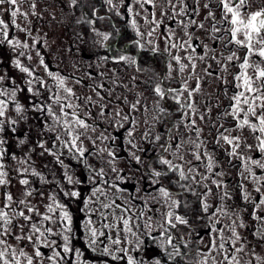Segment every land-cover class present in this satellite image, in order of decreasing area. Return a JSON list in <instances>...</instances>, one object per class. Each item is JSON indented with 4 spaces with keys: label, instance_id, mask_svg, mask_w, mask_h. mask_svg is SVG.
I'll use <instances>...</instances> for the list:
<instances>
[{
    "label": "snow or ice",
    "instance_id": "6c2138e0",
    "mask_svg": "<svg viewBox=\"0 0 264 264\" xmlns=\"http://www.w3.org/2000/svg\"><path fill=\"white\" fill-rule=\"evenodd\" d=\"M26 2L28 11H21ZM104 2L116 8L113 0ZM70 3L73 8L84 6L83 0H70ZM125 7L130 15L146 13L143 19L149 26L147 36H158L164 44L161 50L158 43L148 40L151 47L147 51L167 54L166 78L174 80L173 71L183 77L182 81H175L180 85L177 88H164L158 83L153 91L160 99L171 95L183 110L182 118L187 120L184 127L195 138L187 141L176 138L172 143L170 136L167 147H161L166 152L174 147L176 152L172 155L189 167L185 171L182 165L160 155V169L149 164L143 172L137 167L129 175L118 168V136L110 129L115 132L123 129L129 150L141 151L132 139L137 121L131 118L140 101L131 104L130 112L125 113L119 103H113L114 88L109 87L106 78L101 79L105 76L103 72L86 71L81 78L53 71L42 51L46 41L34 36L30 26L21 27L17 23V17L28 21L30 14L39 18L36 0H0V12L10 15L8 22L0 18V46L6 45L15 54L10 63L20 74L19 80L9 77L7 70L0 74V264H69V261L71 264H108L109 260L113 264H169L185 255L179 244L188 247L182 236H174L178 225L196 231L198 243L204 245L203 249L192 250L197 257L195 264H264V256L256 254L255 246L242 232L248 227L243 214L228 203L233 197L223 179L220 162L213 155L215 149H220L227 157L228 166L237 168L240 181L236 188L240 189L244 211L252 209L248 217L253 225L248 234L257 245L264 244V0L259 3L257 0H203L202 5L201 0H128ZM201 9L206 12L202 20L199 19ZM116 15H120L119 11ZM77 23L92 25L95 21L82 17ZM131 26L137 36L144 35L135 18ZM92 30L103 41L109 40L110 33ZM15 31L31 38V43L28 39L22 41ZM197 31L204 33L205 38L197 35ZM133 42L145 49L139 40ZM101 59L106 61L108 57ZM115 59L136 63L134 57L123 53ZM209 79L219 88L214 106L220 110L215 121H212L211 101H205L201 109L197 99L203 95L202 85ZM116 83L112 81L113 85ZM83 88L89 91L81 95L79 89ZM222 99L227 101L223 107ZM122 103H127V99ZM10 110H14L16 118L9 115ZM159 111L164 113L166 109ZM29 113L40 121L41 133L50 136L52 141L50 146L47 140L36 143L39 155L53 157L62 170L63 183L57 181L55 190L47 193L29 179L37 178L41 184L53 183L37 170L31 155L17 156L8 147L7 133L15 134L19 123L28 120ZM198 121L207 123L215 132L212 150L202 139L204 129ZM245 130L254 143H249V137L243 135ZM154 139L159 141L161 137L157 135ZM24 144L25 139L17 137V146ZM185 144L190 146L188 161L179 154ZM89 156H95L99 165L90 163ZM131 156L137 165L142 164L135 152ZM9 160L16 161L18 166L9 169L6 164ZM66 160L80 164L85 178L77 176ZM12 172L24 186L22 198L14 197L9 190ZM85 181L91 185L88 197H83L79 188ZM130 181H135L134 191L122 186ZM145 182L147 187L138 186ZM249 183L255 197L248 191ZM188 194L196 198L199 207L191 222L175 211L189 207L186 199L176 198ZM35 196L40 197L43 211L32 202ZM210 196L215 198L213 203L208 202ZM63 200L83 202L81 211L85 213V220L81 237L76 236L73 214ZM149 201L155 203L149 207ZM159 207L167 211L159 213L162 221L154 222L153 216ZM93 217L97 218L95 222ZM201 227L208 237L207 243L203 241ZM174 238L177 243H173ZM76 239H83L85 247L99 259L89 261L85 252L75 247ZM149 239L159 247L160 253L145 254Z\"/></svg>",
    "mask_w": 264,
    "mask_h": 264
},
{
    "label": "rangeland",
    "instance_id": "374dc122",
    "mask_svg": "<svg viewBox=\"0 0 264 264\" xmlns=\"http://www.w3.org/2000/svg\"><path fill=\"white\" fill-rule=\"evenodd\" d=\"M36 3V11L39 14V18L30 14L28 17V21L31 22L30 25L28 21H25L22 17H17V23L20 24L21 27L30 26L33 30L34 36H39L42 40L46 41V47L43 48L42 51L45 54L46 62L53 71H59L65 75L74 74L81 78L86 71H92L96 74L103 72L105 76L101 77V79L106 78V82L109 87L114 88L113 103H119L120 107L124 109L125 113L130 112L131 104L135 103L137 100L140 101V104L137 106V110L131 112V118L137 121L136 125L133 126L134 136L132 139L134 143L137 144L138 148L142 150L138 151L137 149H131L130 151V146L127 144V133L123 129H121L119 132H115L114 130L110 129L113 134L118 136L116 141V144L118 145L116 148L118 154L116 166L123 169L124 172H127L129 175H131L133 172H136L137 167H139L140 171L143 172L147 164H150V157L161 153V155H163L165 158L172 160L174 164L182 165L186 171L189 165L184 161L179 160L178 156L172 155L173 152H176L174 147L170 148L167 152L161 147L162 145L167 147L168 143L170 142V136L173 138L171 141L172 143L176 142V138H179L181 141H187L190 137L193 139L195 137L184 127V124L187 123V120L182 118V110L178 111L177 107L172 108L173 111H178V113H176V119L173 126L171 127H169L171 120L166 119L169 118L167 110L164 113L159 111L160 108L166 109L162 100L153 91L156 84H160L161 74L155 68V64L159 60V57L157 60L154 58L152 59L149 56L151 60H144V52L146 56L151 53L147 51V48L151 47V45H148L147 43L148 40H152L153 43H158L161 50L163 49L164 44L158 36H147L149 26L145 24L143 19L146 13H141L140 16L128 14L125 7V5L128 3V0H113V4L116 5V8H112V6L105 3L104 0H99V7L101 4H104L106 11L110 10L113 12L114 16L118 17H114V20L112 17H109V15L104 13V16H107L108 19L110 18L109 23L115 25L117 21L122 22L120 26H123L124 29H127L132 35L131 38L133 39H130L129 45L128 43L127 45L130 47V50L135 49V54L129 51L128 46H124L123 48L119 47L123 51V54L135 58L136 63L131 64L123 61L117 62L115 58L118 57L122 52H112L113 48L117 46L114 45L116 41L118 43L121 38L123 39V37H118L120 34L114 35L111 30L103 29L100 26L92 27L88 32L85 33V30L84 28L82 29L81 24L77 23V20L81 19L82 16L73 15L70 0H36ZM4 7L7 8L9 6L5 5ZM134 8L136 11L139 10L136 6H134ZM28 9L29 4L26 2L22 5L21 11H28ZM117 11H119L120 15H116ZM0 18L5 19L6 22L10 21V15L7 12H0ZM133 18H135L137 21V27L139 31L144 33L142 37L137 36L136 30L131 26V21ZM93 28L102 33H110L109 40L103 41L101 37L95 34V32L92 30ZM157 31L159 32V30ZM12 34L13 33L10 32V35ZM14 34L22 41L24 39H28L29 43H31V38L26 37L24 33L15 31ZM135 40H139L141 43L145 44V49H140L133 42ZM93 41L96 43L94 44ZM115 50L117 49L115 48ZM105 56L108 57L106 61L101 59ZM12 58H15V54L12 53L6 45L0 46V74H4L5 70H7V75L9 77H16L17 80H19L20 74L10 63ZM153 60L156 61L155 64L153 63ZM23 62L26 64L29 63L26 60ZM35 62L36 61L34 57L32 63L35 64ZM160 62L161 61H158V65H160ZM89 64L92 65L91 69L88 68ZM167 75L168 71L166 73L165 79H167ZM172 76L174 77L175 81H182L183 79V77L178 72H176L175 75L172 73ZM210 80L211 79H209V81ZM112 81H116V85H113ZM175 81H173L172 84L176 86L175 88H177L180 85ZM209 81L202 85L203 95H198L197 99L200 101L201 109H203L205 101H211L213 104L212 121H215L216 114L220 110L214 106L216 103V93L219 88L215 82ZM189 83L193 84L194 82L190 81ZM87 91H89L87 88L79 89V94L83 95L84 92ZM116 97H119L120 100L117 101L115 99ZM21 98L23 99V97ZM124 98L127 99V103H122ZM170 100H173L172 96ZM226 104L227 101L222 99L221 106L223 107ZM9 115L12 118H16V113L14 110H10ZM33 115L34 114L29 113L28 120L21 121L19 123L17 132L15 134L7 133L6 138L8 139V147L10 152H15L17 156H23L26 153L30 154L32 160L35 162L37 170L42 171L49 179L53 181L51 185L41 184L37 178L29 177V179L33 181V185L35 187L40 188L47 193V191L50 189L55 190L57 181L63 183L61 175L62 170L58 165H56L53 157L47 154L44 156L39 155L40 149L36 148V143L41 140H47L48 145L50 146L52 141L50 136H45L41 133L40 121L33 119ZM198 124L204 129L202 139L206 140L208 149L212 150L214 148L212 140L215 137V132L210 129L207 123L198 121ZM225 126L227 127L228 125L226 124ZM125 127H129V125L126 124ZM145 133L148 134L147 138L144 137ZM157 135L161 137L159 141L154 139ZM243 135L245 137H249V143H254L248 130H245ZM17 137L25 139V144L18 147ZM33 148H36L34 152L31 151ZM131 152H135L136 155L141 157L142 164H136V161L131 156ZM179 154L184 155L185 161L190 160V146L185 144L184 147L180 149ZM213 155L220 162V170L224 172L223 179L228 185L229 191L233 197V199L228 203L240 210L244 216L245 223L248 226L245 230H242L243 234H245L249 242L255 246L256 254L264 256V244L257 245L256 241L253 240L251 235L248 234L251 231V226L253 225V222L248 217V213H250L252 209L248 208L247 212L244 211V206L240 198V189L236 188V184L240 181V178L237 175V168L234 166H228L227 157L220 149H215ZM251 155L256 156L257 154L251 153ZM65 162L72 165V169L77 176H80L81 179L85 178L84 170L80 164L76 163L75 161L68 160ZM89 162L99 165V161L95 156H89ZM233 163L236 164L238 162L234 161ZM6 164L9 169H14L18 166L16 161L9 160L6 161ZM200 171H203L202 167ZM11 175L13 179L9 190L13 193L14 197L22 198L24 186L19 184V180L16 178V174L14 172H12ZM136 175L139 177V173H136ZM134 183L135 181H130L126 185L122 186L127 187L129 191H134ZM138 186L147 187V184L145 182ZM79 188L83 197H88L90 195L91 185L89 182L85 181V183L81 184ZM196 190L199 191L200 189L197 188ZM174 191H179V189H174ZM248 191L252 193L253 197L256 196V193L253 191V186L250 183L248 184ZM176 198L181 199V197ZM207 199L209 203H213L215 198L214 196H210ZM32 202L37 204L41 208V211L44 210L42 204L40 203L39 196L32 198ZM62 202H65L69 205L74 217L76 236L81 237L83 235L82 221L85 220V213L81 211L83 208L82 200H63ZM154 203L155 202L153 201H149V207H151ZM162 203L163 201H161V204ZM164 211H167L165 207H159V212L153 216L154 222L162 221L159 213ZM175 211L177 214H180L178 213L177 209ZM188 216L190 217V215ZM93 220L95 222L97 218L93 217ZM174 232L176 237L182 236L188 245V254L186 252H181L182 254H186L182 258L187 262L186 264H195L197 257L192 254V250L197 247L203 249L204 246L202 243H198L199 237L197 236L196 231L186 228L185 226L178 225L177 230ZM200 232L203 236L204 243H207L208 237L205 234L203 227L200 228ZM112 234L115 235V233ZM73 243L75 247L81 248L85 252L86 258L89 259V261H96L99 259L85 247L83 239H76L73 241ZM173 243L176 242L173 241ZM148 245L149 247L145 253L146 255L154 256L161 252L159 247L150 239L148 241ZM178 246L181 251V245L179 244ZM178 261L179 257L176 261L169 262V264H176ZM69 264H71V261H69ZM108 264H113V262L109 260Z\"/></svg>",
    "mask_w": 264,
    "mask_h": 264
},
{
    "label": "trees",
    "instance_id": "16d2710c",
    "mask_svg": "<svg viewBox=\"0 0 264 264\" xmlns=\"http://www.w3.org/2000/svg\"><path fill=\"white\" fill-rule=\"evenodd\" d=\"M99 4H100L99 0H83L84 6H82L80 8H73L72 7V13L74 16L80 15L82 17H86L87 19H91V20L95 21V23L92 25L81 24V27H82V29L84 28L85 33L88 32L92 27L100 26L103 29L111 30L114 35L120 34V35H118V37H123V39L121 38L120 41L118 42L119 43V44H117L118 49L116 51L123 53V51L119 47L123 48L124 46H128L130 39H133V38H131L132 35L128 32L127 29H124L123 26H120L122 22L117 21L115 25H112L111 23H109L110 18L108 19V17L104 16L103 14L106 13L107 15H109V17H112L114 20H115L114 17H116V16L113 15L112 11H110V10L106 11L104 4H101L100 7H99ZM93 6H94V8H93ZM93 12H95V14H93ZM99 17H104V19L101 20V19H99ZM116 18H118V17H116ZM122 33L124 36L122 35ZM127 43H128V45H127ZM116 51H115V48H113L112 52L115 53ZM129 51L133 52V54H135V49L130 50V47H129ZM144 54H145V52H144ZM144 58H146L148 61L151 60L149 58V55L148 56L145 55ZM160 155H161V153H160ZM150 164H151V166L154 165V168H156V169L161 168V166L158 163V157L150 159ZM169 175H172V173H169ZM181 199H186L189 202V207L187 209H184L183 207H181V208L177 209V211H178V213H180L181 215H185V217L187 219L192 221V217L199 212V207L197 205L196 198L194 196H192L191 194H188L186 196H182ZM188 215H190V217ZM201 224H202V222H201ZM180 245H181V251H187V248L184 246V243H182ZM176 264H182L180 262V259H179L178 263H176Z\"/></svg>",
    "mask_w": 264,
    "mask_h": 264
},
{
    "label": "flooded vegetation",
    "instance_id": "af4514ba",
    "mask_svg": "<svg viewBox=\"0 0 264 264\" xmlns=\"http://www.w3.org/2000/svg\"><path fill=\"white\" fill-rule=\"evenodd\" d=\"M189 2H191V0H189ZM260 0H257V3H259ZM203 4V0H201V5ZM204 15H206V12L201 9V14H200V17L199 19H203ZM217 15H219V13H217ZM197 35L201 36V38H205V34L200 32V31H197L196 32ZM118 43L116 42L114 45H117ZM114 48L118 49V46H115ZM116 51V50H115ZM145 56V54H144ZM149 56L153 59H157L158 60V57H159V60L158 61H161L160 62V65H158V61L157 63L155 64L156 61L153 60V63L155 64V68L158 70V72L161 74L160 75V84H161V87H164V88H167V87H172V88H175L176 86L172 84L173 81L175 80H169V79H165V76H166V73L168 71L166 65H167V54H161V53H156V54H152V53H149ZM149 57V58H150ZM144 60H147L146 58H144ZM146 65V63H145ZM237 69H233V71H236ZM177 71H173L172 73H174V75L176 74ZM159 76V74H158ZM209 81V80H208ZM212 80H210L209 82H211ZM171 98V95H167L165 96L164 99H161L162 102H163V105H165L166 107V110L168 112V117L169 118H166V119H170V125L169 127L173 126L174 124V121L176 119V113L178 111H180L181 109L179 108V106L176 104V102L174 100H170ZM168 107V108H167ZM174 107H177L178 111H173L172 108ZM183 111V110H182ZM155 157H159L160 154H157V155H154ZM154 156L150 157V159L154 158ZM149 165V163L147 164ZM152 167L154 168V165H152ZM191 222V221H190ZM252 227V226H251ZM252 229V228H251ZM175 231V230H174ZM174 236H175V232H174ZM176 237V236H175ZM174 242L177 243L176 239L174 238L173 240ZM182 244V243H181ZM182 253H187L188 254V249L187 251H181ZM186 255V254H185ZM180 259V262L182 264H186L187 262L184 261V259L182 257H179Z\"/></svg>",
    "mask_w": 264,
    "mask_h": 264
}]
</instances>
